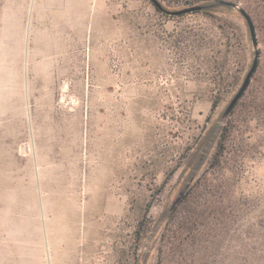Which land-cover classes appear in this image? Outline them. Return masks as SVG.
<instances>
[{
    "label": "rangeland",
    "instance_id": "rangeland-1",
    "mask_svg": "<svg viewBox=\"0 0 264 264\" xmlns=\"http://www.w3.org/2000/svg\"><path fill=\"white\" fill-rule=\"evenodd\" d=\"M223 1L0 0V264H264V0Z\"/></svg>",
    "mask_w": 264,
    "mask_h": 264
},
{
    "label": "water",
    "instance_id": "water-1",
    "mask_svg": "<svg viewBox=\"0 0 264 264\" xmlns=\"http://www.w3.org/2000/svg\"><path fill=\"white\" fill-rule=\"evenodd\" d=\"M153 2L155 3L156 7L159 10L165 12L168 15H172V16H180V15L191 13V12L202 11V10H205V9H207L209 7H213L215 4H218V5H231L234 8L239 10V8L236 7L235 5L231 4L230 2L226 3L225 1H219L217 3H212V4H205V3L194 4V5H191V6H187V7H183V8L175 9V10H169V9L164 8L157 0H153ZM252 36L254 37L253 30H252ZM253 42H254V45H256V40L255 39H253ZM256 65H257V62L255 60L253 65H252V67H251V69L247 73L242 86L240 87L238 92L235 94V96L232 98V100L230 101V103L228 104V106L226 107L224 112L222 113L221 118H220V124H222L224 122L225 118L230 114V112L233 110L234 106L236 105L237 101L242 96L244 90L246 89V87H247V85H248V83L250 81V78H251L252 74L254 73V71L256 69ZM202 154H204V152ZM194 176H195V173L192 174V176L186 182V184L184 185L182 190H180V192L177 194V196L172 200V202L170 203V205L166 209L164 215L162 216L160 222H163V220L166 219L167 215L170 214L172 212V210L177 206V204L182 200V198L185 195L188 187L190 186Z\"/></svg>",
    "mask_w": 264,
    "mask_h": 264
},
{
    "label": "trees",
    "instance_id": "trees-1",
    "mask_svg": "<svg viewBox=\"0 0 264 264\" xmlns=\"http://www.w3.org/2000/svg\"><path fill=\"white\" fill-rule=\"evenodd\" d=\"M219 1H223V0H219ZM226 3H228V2H226ZM178 204H179V203H178ZM174 209H175V208H174ZM174 209H173V210H174ZM173 210H172V211H173Z\"/></svg>",
    "mask_w": 264,
    "mask_h": 264
},
{
    "label": "bare ground",
    "instance_id": "bare-ground-1",
    "mask_svg": "<svg viewBox=\"0 0 264 264\" xmlns=\"http://www.w3.org/2000/svg\"><path fill=\"white\" fill-rule=\"evenodd\" d=\"M19 78V77H18ZM17 79V78H16ZM19 80V79H18Z\"/></svg>",
    "mask_w": 264,
    "mask_h": 264
}]
</instances>
